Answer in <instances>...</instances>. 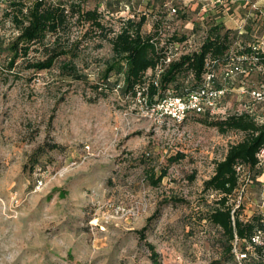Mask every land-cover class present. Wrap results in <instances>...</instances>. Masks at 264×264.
<instances>
[{
  "label": "rangeland",
  "instance_id": "obj_1",
  "mask_svg": "<svg viewBox=\"0 0 264 264\" xmlns=\"http://www.w3.org/2000/svg\"><path fill=\"white\" fill-rule=\"evenodd\" d=\"M97 6L108 38L73 27L83 37L76 61L89 82L58 65L35 71L19 59L10 68L11 53L0 47V264H154L138 231L157 210L146 236L160 264H235L227 235L209 218L216 195L204 181L243 133L204 123L209 112L175 125L145 93L97 96L92 85L125 20L145 16L143 33H156L177 8L173 29L192 49L215 19L237 31L230 55L244 70L227 76L229 67H215V86L227 91L210 117L253 109L264 122V99L252 94L264 93V63L251 71L249 60H239L246 47L264 51V0H88L87 8ZM163 169L168 174L152 184L150 172L156 178Z\"/></svg>",
  "mask_w": 264,
  "mask_h": 264
},
{
  "label": "trees",
  "instance_id": "obj_2",
  "mask_svg": "<svg viewBox=\"0 0 264 264\" xmlns=\"http://www.w3.org/2000/svg\"><path fill=\"white\" fill-rule=\"evenodd\" d=\"M28 2L29 0H18L2 10L0 27L6 29L7 22L11 20L20 32L10 41L0 34V47L2 44L7 45V50L11 53L8 59L9 67L13 68L19 59L27 61L28 68L35 71L51 69L58 65L60 72L72 79L89 82L88 75L80 70L76 61L80 56L83 37H75L73 27L85 24L88 28L84 36L94 33L101 39L108 38L100 7L87 8L88 0H32L31 4ZM172 9H169L171 17L157 23L159 28L156 33H143L145 16L140 21L129 18L122 23L116 35L110 39L113 56L105 65L102 79L92 85L97 96L106 97L108 92L116 89L125 97L137 96L138 89L146 85L145 94L151 106L161 101L169 91L186 96L201 87L206 73L216 72V66L229 67L227 74L233 67L231 65L238 62L230 55L233 35L237 31L225 26L223 20L215 19L208 24L203 41L192 49L191 39L175 33L172 21L175 16L180 15L177 8V12L171 14ZM174 41L184 43L185 51L171 62L165 63L163 57L166 49ZM254 47L253 45L240 51L242 55L258 54L260 57L256 63L252 60L247 62L246 69L251 71L255 69L253 66L256 65L257 68L260 67L258 63H264V51ZM31 51L37 54L36 57L30 55ZM64 56L66 58L60 61ZM231 60L235 62L231 63ZM160 65L163 66L164 71L155 83L157 76L154 69ZM149 70H153L152 74H148ZM113 73H116L120 79L112 80ZM209 114L202 119L204 123L217 127L223 133L231 130L243 133L242 139L232 143L224 158L217 161L214 174L204 181V189L207 191L229 192L237 185L235 164L242 161L251 166L256 165L257 153L264 146V122L258 121L256 116L248 111L219 119H212ZM183 156L181 153L171 160ZM167 174V169H163L155 178L154 172H150V182L158 185ZM159 215L160 210H157L148 218L147 225L138 231L140 240L145 241L151 251L154 264H160V253L153 243L147 241L146 231L149 224ZM209 218L227 235L230 243L226 249L233 258L231 246L235 232L244 236L245 233L252 231L254 223H245L237 219L233 224L231 212L216 205Z\"/></svg>",
  "mask_w": 264,
  "mask_h": 264
},
{
  "label": "built area",
  "instance_id": "obj_3",
  "mask_svg": "<svg viewBox=\"0 0 264 264\" xmlns=\"http://www.w3.org/2000/svg\"><path fill=\"white\" fill-rule=\"evenodd\" d=\"M18 0H0V17L2 10L10 4ZM29 0L28 4H31ZM177 12L176 8L171 10V14ZM6 29L0 27V34L6 37L7 41L14 39L19 35V29L10 20L5 26ZM184 43L174 41L165 52L164 62L169 63L173 59L180 56L185 48ZM254 49H259L255 46ZM260 57L255 55H242L239 60H252L258 62ZM241 65L235 64L228 70L227 75L232 76L234 73L242 71ZM157 78L164 71L163 66L160 65L154 69ZM153 70H149L148 74H152ZM216 72L209 71L204 77L203 85L186 96H181L169 91L166 96L158 103L153 104V109L161 111L163 121H173V124L179 125L186 117L192 113H214L218 107L219 102L225 95L227 88H217ZM147 92V86L139 88L137 96ZM256 100H263L264 93L260 91H252ZM256 116L253 109L246 110ZM243 111L236 112L242 113ZM258 120V117H256ZM259 121V120H258ZM242 133V132H240ZM235 172L237 175V185L229 192L211 190L216 195V206H221L231 212L233 224L237 219L243 222H253L254 227L252 231L241 236L234 234L232 240V255L235 264H264V146L260 148L257 153V163L254 166L245 162L239 161L235 164ZM43 181H40L42 185ZM132 216L136 212L132 211Z\"/></svg>",
  "mask_w": 264,
  "mask_h": 264
}]
</instances>
